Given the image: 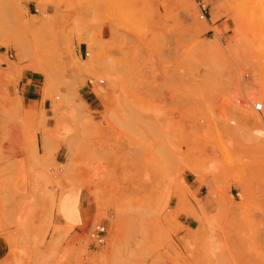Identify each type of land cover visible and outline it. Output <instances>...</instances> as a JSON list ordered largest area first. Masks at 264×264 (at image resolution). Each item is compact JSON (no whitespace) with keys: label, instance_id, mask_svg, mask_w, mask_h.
<instances>
[{"label":"rangeland","instance_id":"obj_1","mask_svg":"<svg viewBox=\"0 0 264 264\" xmlns=\"http://www.w3.org/2000/svg\"><path fill=\"white\" fill-rule=\"evenodd\" d=\"M0 264H264V0H0Z\"/></svg>","mask_w":264,"mask_h":264},{"label":"built area","instance_id":"obj_2","mask_svg":"<svg viewBox=\"0 0 264 264\" xmlns=\"http://www.w3.org/2000/svg\"><path fill=\"white\" fill-rule=\"evenodd\" d=\"M199 18L206 19L208 11L205 4H199ZM99 83H103V80H100ZM263 109V105L260 102H256L253 104V110L256 112H260ZM106 233V228L103 224H97L92 230L89 231L88 236L91 242L94 245H101L104 242V236Z\"/></svg>","mask_w":264,"mask_h":264},{"label":"crops","instance_id":"obj_3","mask_svg":"<svg viewBox=\"0 0 264 264\" xmlns=\"http://www.w3.org/2000/svg\"><path fill=\"white\" fill-rule=\"evenodd\" d=\"M26 73V72H25ZM29 81L30 82V85L28 87V90L27 92L25 93V99L27 101L28 104H32L33 101L36 100V98L34 97V92L31 89V86L34 85L33 83V74H30L29 76L26 77V82ZM30 88V89H29Z\"/></svg>","mask_w":264,"mask_h":264},{"label":"bare ground","instance_id":"obj_4","mask_svg":"<svg viewBox=\"0 0 264 264\" xmlns=\"http://www.w3.org/2000/svg\"><path fill=\"white\" fill-rule=\"evenodd\" d=\"M252 122L254 123V125H256V124H260V123L263 122V118L254 116V117L252 118ZM260 126H261V125H260ZM94 169H95V168H94ZM95 171H96V170H95Z\"/></svg>","mask_w":264,"mask_h":264}]
</instances>
